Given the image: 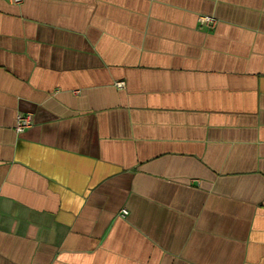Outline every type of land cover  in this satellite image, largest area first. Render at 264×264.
I'll use <instances>...</instances> for the list:
<instances>
[{
    "label": "crops",
    "instance_id": "1",
    "mask_svg": "<svg viewBox=\"0 0 264 264\" xmlns=\"http://www.w3.org/2000/svg\"><path fill=\"white\" fill-rule=\"evenodd\" d=\"M0 264H264V0H0Z\"/></svg>",
    "mask_w": 264,
    "mask_h": 264
},
{
    "label": "built area",
    "instance_id": "2",
    "mask_svg": "<svg viewBox=\"0 0 264 264\" xmlns=\"http://www.w3.org/2000/svg\"><path fill=\"white\" fill-rule=\"evenodd\" d=\"M12 3H19L21 0H9ZM198 22L201 25H205L208 27H213L215 25L216 20L209 16H201L198 18ZM117 88L123 87V82H117L116 83ZM32 120L31 116L29 114H17L15 118V124H14V131L16 133H21L27 128L31 126ZM123 214H125L124 211H122Z\"/></svg>",
    "mask_w": 264,
    "mask_h": 264
}]
</instances>
